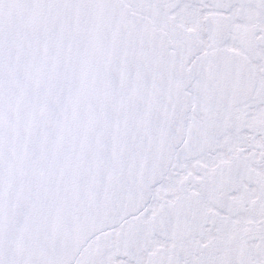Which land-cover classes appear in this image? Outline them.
Segmentation results:
<instances>
[{
	"label": "snow or ice",
	"instance_id": "obj_1",
	"mask_svg": "<svg viewBox=\"0 0 264 264\" xmlns=\"http://www.w3.org/2000/svg\"><path fill=\"white\" fill-rule=\"evenodd\" d=\"M0 264H264V0H0Z\"/></svg>",
	"mask_w": 264,
	"mask_h": 264
}]
</instances>
